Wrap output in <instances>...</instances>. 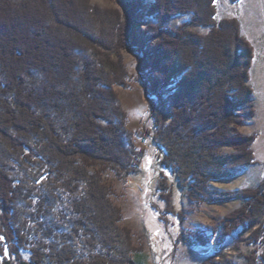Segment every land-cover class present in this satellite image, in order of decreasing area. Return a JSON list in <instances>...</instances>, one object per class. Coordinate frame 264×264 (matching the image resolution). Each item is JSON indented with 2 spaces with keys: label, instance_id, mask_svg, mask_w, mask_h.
Segmentation results:
<instances>
[{
  "label": "trees",
  "instance_id": "16d2710c",
  "mask_svg": "<svg viewBox=\"0 0 264 264\" xmlns=\"http://www.w3.org/2000/svg\"><path fill=\"white\" fill-rule=\"evenodd\" d=\"M117 2L122 10L90 0H0V264H85L69 246L52 253L31 247L30 260L21 256L30 240L19 217L22 185L10 168L27 161L62 180L70 197L64 217L89 245L88 264H140L144 245L122 223L106 174H141L145 151L135 137L149 135L162 150L158 191L166 211H177L181 191L197 202L243 200L226 217L217 256L227 237L249 232L256 247L246 264L264 263V181L231 192L208 184L257 162L255 136L239 130L255 115L248 83L255 51L239 19H219L217 0H156L148 12L154 22L139 31L143 0ZM180 14L190 19L169 26ZM122 50L137 56L144 94L154 99L153 132L128 127L116 90L131 85ZM182 236L211 244L204 230Z\"/></svg>",
  "mask_w": 264,
  "mask_h": 264
},
{
  "label": "rangeland",
  "instance_id": "374dc122",
  "mask_svg": "<svg viewBox=\"0 0 264 264\" xmlns=\"http://www.w3.org/2000/svg\"><path fill=\"white\" fill-rule=\"evenodd\" d=\"M156 0H143L142 15L138 30L147 28L154 20L148 15ZM101 8H118L122 6L117 0H90ZM217 17L238 18L241 33L254 47L255 57L250 69L249 85L253 88L255 115L247 119L239 130L245 135L255 136L252 144L256 163L229 179L211 180V188L220 191H242L256 188L264 181V0H217ZM190 19L189 14L173 17L169 26L176 27ZM202 34L208 28L194 27ZM155 46L156 40H149ZM120 55L132 75L129 87L116 86L120 102L128 113V127L135 131L154 130L150 101L146 98L143 81L137 72V56L127 50ZM151 56L153 54H150ZM139 149L145 151L141 162L143 172L125 179L118 178L113 172L106 174L107 181L114 186L117 195L114 201L122 208V223L132 229L136 245H144V252L136 255L140 264H184L194 259L207 256L199 264H246L245 255L250 254L256 245L249 242V232L234 233L220 244L222 255L217 256L221 233L227 222L226 217L244 205L239 198L220 201H192L181 191L175 194L176 212L166 211V201L158 191L162 179L160 162L162 150L154 142L152 135L135 137ZM225 153L234 152L230 146L222 147ZM10 172L17 178L16 184L22 185L21 198L18 202L20 222L28 232V249L21 251L25 260H30L31 247H42L48 253L71 247L76 259L90 261V247L85 238L68 229L64 217L70 197L62 186V180L46 175L42 167L27 161L24 165L14 163ZM168 173V172H167ZM215 228V231L211 229ZM204 230L211 238L209 246H194L187 242L183 232ZM220 238V239H219ZM219 242L217 243V241ZM263 249H259L260 256ZM257 264H264L260 257Z\"/></svg>",
  "mask_w": 264,
  "mask_h": 264
},
{
  "label": "bare ground",
  "instance_id": "6f19581e",
  "mask_svg": "<svg viewBox=\"0 0 264 264\" xmlns=\"http://www.w3.org/2000/svg\"><path fill=\"white\" fill-rule=\"evenodd\" d=\"M209 255L210 254H207L205 256L198 257V258L194 259L193 261L185 262L184 264H199V263H201Z\"/></svg>",
  "mask_w": 264,
  "mask_h": 264
}]
</instances>
